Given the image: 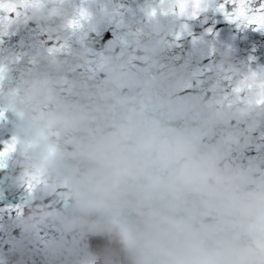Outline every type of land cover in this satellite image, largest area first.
Masks as SVG:
<instances>
[{
	"label": "clouds",
	"instance_id": "9594fccd",
	"mask_svg": "<svg viewBox=\"0 0 264 264\" xmlns=\"http://www.w3.org/2000/svg\"><path fill=\"white\" fill-rule=\"evenodd\" d=\"M46 2L55 0H34L23 9L45 19L60 16L65 32L95 19L85 0L71 5L70 16ZM158 7L161 14L172 11V5ZM153 11L145 14L151 19ZM237 86L245 87L243 81ZM31 98L36 114L19 126L23 139L10 137L13 147L0 171L13 153L25 156L23 172L12 180L23 191L11 221L33 246L38 225L57 222L60 237L45 242L49 264L79 257L75 239L66 238L77 235L87 237L81 264H264V170L256 163H229L223 144L200 148L203 126L176 128L149 117L147 91L138 107L121 108L107 132L89 125L94 117L87 107L40 112L38 89ZM248 103L264 116V87ZM217 119L209 110L204 123ZM90 237L108 244L94 251Z\"/></svg>",
	"mask_w": 264,
	"mask_h": 264
},
{
	"label": "water",
	"instance_id": "95a60500",
	"mask_svg": "<svg viewBox=\"0 0 264 264\" xmlns=\"http://www.w3.org/2000/svg\"><path fill=\"white\" fill-rule=\"evenodd\" d=\"M73 3L80 6L81 0L46 2V8H60L70 16ZM161 4L176 7L175 0H85L95 19L74 33L60 29V16L45 19L18 6L19 20L0 28V110L5 115L0 141L23 139L19 126L29 112L36 114L31 97L37 89L43 101L40 112L87 107L94 117L89 125L103 132L119 120L122 107H138L147 91L149 117L176 128L203 126L200 148L223 144L229 163H256L264 170V116L255 115L248 103L250 94L264 87V32L253 31L255 26L238 30L211 10L195 20L161 14ZM152 9L156 14L150 19L145 10ZM177 33L183 34L179 40ZM240 81L243 90L237 86ZM209 110L219 119L207 125ZM7 164L0 171V261L49 264L45 242L60 237L57 222L38 225L35 246L24 239L11 218L23 191L12 180L23 172L25 156L17 151ZM66 238H74L79 251L66 264H81L87 237ZM101 241L105 248L106 238L88 239L94 251L103 249Z\"/></svg>",
	"mask_w": 264,
	"mask_h": 264
},
{
	"label": "snow or ice",
	"instance_id": "6c2138e0",
	"mask_svg": "<svg viewBox=\"0 0 264 264\" xmlns=\"http://www.w3.org/2000/svg\"><path fill=\"white\" fill-rule=\"evenodd\" d=\"M33 3L34 0H0V28L10 26L19 20L21 12L17 10L18 6L26 7ZM175 4L176 7L172 9L171 14L179 15L185 19H198L201 12L211 10L214 14L221 15L227 23L235 25L238 30L255 26L253 31L264 32V0H260L258 6H255L256 0H175ZM81 14H83V10H81ZM155 14L153 11L152 15ZM25 19H27L26 14ZM182 27L187 30L188 25L185 24ZM207 32L211 33L212 29H207ZM3 34L0 31V35ZM182 36V33H177L175 38L179 40ZM49 51H53V49L50 48ZM2 73L3 66L0 65V80L3 79ZM4 116V112L0 110V119H3ZM0 143L3 144V147L0 148V167H3L2 158L8 154L13 145L8 141H0ZM18 207L17 205L16 208ZM99 246L103 248L104 242H99Z\"/></svg>",
	"mask_w": 264,
	"mask_h": 264
},
{
	"label": "bare ground",
	"instance_id": "6f19581e",
	"mask_svg": "<svg viewBox=\"0 0 264 264\" xmlns=\"http://www.w3.org/2000/svg\"><path fill=\"white\" fill-rule=\"evenodd\" d=\"M0 264H2V263H0Z\"/></svg>",
	"mask_w": 264,
	"mask_h": 264
}]
</instances>
